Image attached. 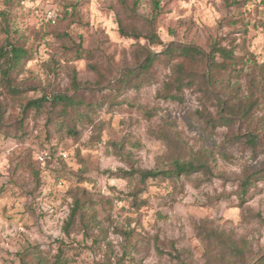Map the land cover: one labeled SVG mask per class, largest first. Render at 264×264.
Returning <instances> with one entry per match:
<instances>
[{"label":"rangeland","instance_id":"rangeland-1","mask_svg":"<svg viewBox=\"0 0 264 264\" xmlns=\"http://www.w3.org/2000/svg\"><path fill=\"white\" fill-rule=\"evenodd\" d=\"M236 1V6L228 7L225 0H162V13L153 24L166 45L195 44L206 51L214 42L236 46L242 63L231 84L242 86L247 95L250 80L257 79L264 97V0ZM68 2L75 8L65 14L63 3L33 7L19 0H0V45L18 43L31 57L18 76L25 97L69 95L94 103L90 120L76 127L77 139L59 131L57 125L63 118L54 111L60 106L55 109L49 103L41 115L29 113L22 134L17 130L21 105L10 101L0 84V102L6 103L0 126V264H20L17 255L29 249L52 258L60 242L66 246L68 264H206L195 232V223L203 219L244 241L247 263L264 254V181L258 182L242 206L234 195L248 170L264 169V151L254 157L243 143L228 140L244 134L247 125L208 128L200 112L206 109L205 113L217 118L218 101L205 103L193 90L186 91L183 103L159 98L171 74V67L161 63L155 65L151 83L141 90H113L123 71L135 65L138 49L134 38L120 33L119 24L129 33L135 28L146 35L153 19L152 0ZM135 4L137 15L131 16ZM78 44L88 57L75 58ZM74 71L80 86L77 91L72 87ZM221 91L229 93L227 87ZM111 98L116 105L110 104ZM143 107L156 108L158 115L149 120ZM49 116L56 125L47 121ZM168 120L175 123L169 130L174 138L182 139L186 158L200 151L213 154L210 180L202 175L174 183L150 180L139 196L146 205L136 210L131 198L125 197L134 184L109 173L131 166L161 168L168 147L151 136L149 129L164 126ZM262 121L264 101L250 124L260 133L264 149ZM110 143H123L131 159H119ZM35 172L40 175L39 185ZM77 187L87 189L95 200L98 226L89 236L78 226L67 238L62 227ZM115 227L135 231L130 253L123 237L114 233ZM32 259L26 257L28 262Z\"/></svg>","mask_w":264,"mask_h":264},{"label":"trees","instance_id":"trees-1","mask_svg":"<svg viewBox=\"0 0 264 264\" xmlns=\"http://www.w3.org/2000/svg\"><path fill=\"white\" fill-rule=\"evenodd\" d=\"M21 2L29 3L33 7L40 4L63 3L65 14L72 6L75 8L72 2H68V0H53L51 3ZM225 3L228 7L238 4L236 0H225ZM136 6L137 4L130 11L131 16L137 15ZM161 8L162 0H152L153 19L152 24L148 26L146 35L142 36L135 28L131 29L129 33L122 24H119L120 33L125 37L134 38L138 49L134 54L135 65L123 71L121 77L113 84V90L117 93H122L127 89L141 90L151 83L154 76L153 69L157 63L169 66L171 67L170 77L164 83L162 90L159 91L158 97L164 101L183 103L186 91L193 90L202 95L205 103L217 100V118L205 113L206 109H204L205 112H200V117L206 126L213 130L218 127L232 128L238 123H244L247 125L246 132L228 140L233 143L236 141L243 143L252 150L254 157H256L264 149L261 145L260 133L253 130L250 124L254 121V115L261 109L262 101H264L261 93V81L257 82V79H251L247 95L242 90V86L231 84L232 78L237 75V66L242 63V59L235 54L236 46L228 48L214 42L210 50L206 51L195 44L175 42L164 44L153 24L160 17ZM64 36L70 38L69 35ZM142 39L147 41L146 45L143 44ZM158 47L161 48L160 51H156ZM88 55L89 53L83 50L82 45L76 46L75 58H86ZM30 59L28 51L18 43L7 41L0 45V84L3 93L10 101L20 103L22 108V117L18 121L17 130L22 131V134L25 133L24 122L29 113L34 111V114L39 116L45 112V104L49 103L55 109L60 106V109L54 111L57 117L63 118L60 125H57L59 131L77 139L79 132L76 127L84 119L90 120L91 113L94 112V103L85 102L81 98L69 95H54L52 99H48L46 96L34 99L26 98L25 89L18 84V76ZM71 80L73 89L77 91L80 86L75 71ZM223 87H227L229 93L223 94L221 91ZM96 88L99 87L96 86ZM109 101L111 105H116L115 98H111ZM5 107L6 103L0 102V126L6 113ZM143 111L149 120L158 115L156 108L147 109L143 107ZM47 121L56 125L55 120L50 116ZM173 126H175L174 121L168 120L164 126L159 125L149 129L151 136L163 140L168 147V153L161 168L148 170L131 166L130 170L120 168L109 173L115 179L134 184L133 191L126 194L125 197L131 198L132 206L136 210H140L146 205V202L140 200L139 196L147 189L150 180L174 183L182 178L191 180L196 175H202L205 180H210L213 154L200 151L196 152L193 157L186 158L182 139L180 137L174 138L169 130ZM261 126L260 131L264 129V121H262ZM110 146L122 161L128 162L131 159L130 153L124 151L125 145L123 143H110ZM222 154L227 158V153ZM35 181L37 185L40 184L38 172H35ZM262 181H264V169L248 170L245 173L234 194L239 198L241 206L247 202L250 192L257 189L258 182ZM71 199L70 212L63 224L62 231L67 238H70L74 230L81 226L86 236H89V232L98 226L94 210L96 202L91 193L83 187H77L71 193ZM101 231L104 230L101 229ZM195 232L203 245L204 255L207 259L206 264H264V254H261L253 262L247 263L245 242L235 239L233 234L218 230L214 227L213 221L209 219L195 223ZM114 233L123 237L126 252L130 253L135 247L132 240L135 231L115 227ZM94 242L96 243L97 240ZM63 245L64 243L60 242L58 252L52 258L41 253L39 249H29L17 256L20 264H68L70 259L66 256V246ZM157 251L163 255L159 247H157ZM29 255L33 258L31 262L26 260ZM181 264L185 263L181 262Z\"/></svg>","mask_w":264,"mask_h":264},{"label":"built area","instance_id":"built-area-1","mask_svg":"<svg viewBox=\"0 0 264 264\" xmlns=\"http://www.w3.org/2000/svg\"><path fill=\"white\" fill-rule=\"evenodd\" d=\"M23 2H31V1H34V2H39V3H51L53 0H21ZM54 16L52 17L51 16V20H53V23H55L54 21Z\"/></svg>","mask_w":264,"mask_h":264}]
</instances>
